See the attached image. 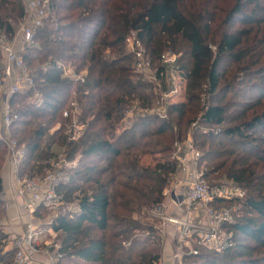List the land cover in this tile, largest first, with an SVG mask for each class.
<instances>
[{
  "label": "trees",
  "instance_id": "obj_1",
  "mask_svg": "<svg viewBox=\"0 0 264 264\" xmlns=\"http://www.w3.org/2000/svg\"><path fill=\"white\" fill-rule=\"evenodd\" d=\"M53 1L54 16L36 31L38 45L23 53L35 68L41 100L31 92L11 97L18 115L11 135L25 145L21 176L43 177L63 146L69 160L81 152L69 181L58 186L78 211L59 214L53 224L61 236L57 264H158L157 220L148 215L153 223H139L135 214L163 202L173 171L167 157L176 141H187L190 129L210 184V176L221 173L246 189L244 198L216 201L239 205L241 215L223 226L228 246L201 248L190 259L264 264V0ZM24 14V0H0V29L14 32ZM133 32L153 61L168 47L180 52V37L188 44V52L177 53L187 91L166 118L135 109L124 125L130 104L152 107L156 98L126 50ZM59 63L77 73L88 70L85 81L64 76ZM74 99L87 127L78 140L68 141L63 113ZM58 122L62 127L50 135ZM5 157L0 141V194ZM5 214L0 199V221ZM9 243V234L0 230V264H13Z\"/></svg>",
  "mask_w": 264,
  "mask_h": 264
},
{
  "label": "built area",
  "instance_id": "obj_2",
  "mask_svg": "<svg viewBox=\"0 0 264 264\" xmlns=\"http://www.w3.org/2000/svg\"><path fill=\"white\" fill-rule=\"evenodd\" d=\"M24 7V17L14 32H8L5 28L0 29V141L6 147L4 170L8 171L13 179L14 196L11 200L21 211L26 222V232L15 237L9 245L15 248L13 264H32L43 254L49 256L48 264H57L62 257L59 252L60 242L54 241L50 245L45 236L40 237L42 230L39 229L47 226L46 228L54 234L56 232L52 227L58 215L78 210V207L71 208L70 203L65 202L63 195L58 192V186L69 181V174L61 169H55L41 179L21 176L19 168L25 157V145H19L11 135V126L18 117L12 108L11 97L18 93L31 92L34 99L41 100V92L36 85L35 68L26 63L23 53L38 45L36 31L54 16L55 3L53 0H24ZM125 43L128 53L135 58V71L148 76L149 82L150 80L155 82L154 105L139 108V113L166 118L169 106L184 99L185 96V84L180 77L179 56L173 51L163 52L159 58L160 66L152 70V61L138 34L130 33ZM58 65L62 67L64 76L85 81L88 70L77 73L71 65L62 63ZM136 106L134 105L135 109ZM82 113V108L75 99L63 113L64 117L72 118L74 121L73 126L67 131L70 141L77 140L84 132L85 126L78 122V117ZM132 116H134L132 113H128V120ZM195 125L196 123L193 126ZM200 156L201 153L192 141L175 142L174 151L167 157L173 171L163 192L164 200L149 213L151 218L159 222L160 228L165 232L164 236L165 229L172 226L177 230L178 239L185 243L174 252L172 264H198L196 261L188 262L187 256L197 255L201 248L220 251L228 246V235L223 236V226L234 220L232 209L217 207L216 201L245 196L242 186L232 180L218 185L210 184L205 178L204 169L199 165ZM62 164L73 167L77 160L67 161L60 158L53 163L54 166ZM3 192L0 199L5 202L7 212L9 201L1 198ZM168 203L171 206L170 211ZM198 210L203 213V217L196 215ZM44 212L50 214L47 220H43ZM4 219L5 216L0 221V230L7 233ZM41 243H45L47 249H41ZM163 263L164 256L158 264Z\"/></svg>",
  "mask_w": 264,
  "mask_h": 264
},
{
  "label": "rangeland",
  "instance_id": "obj_3",
  "mask_svg": "<svg viewBox=\"0 0 264 264\" xmlns=\"http://www.w3.org/2000/svg\"><path fill=\"white\" fill-rule=\"evenodd\" d=\"M223 4H224V2H221V5L223 6ZM212 6V5H211ZM212 8V7H211ZM212 10H214V9H212ZM133 33H136V32H133ZM178 38V37H177ZM177 41H178V45L176 46V49L178 50V51H180V52H175V50H173L172 48H170V47H168V48H166L165 49V51L164 52H166V51H173L174 53H184V52H188L189 50H188V48H189V46H188V44H186L185 42H184V40L180 37V38H178L177 39ZM142 44H143V47H144V49H145V51H146V53H147V55L149 56V58H150V60L152 61V66H151V69L152 70H154L155 68H157V67H159L160 66V60H156V61H153L152 60V58L150 57V55H149V53L147 52V48H146V46H145V43H143V41H142ZM185 47H184V46ZM180 48V49H179ZM126 50H127V47H126ZM128 51V50H127ZM146 55V56H147ZM147 56V57H148ZM132 63H133V68H134V64H135V58H132ZM134 71H135V69H134ZM136 72V71H135ZM137 73V72H136ZM143 79H145V80H147L148 81V76H146V75H142V74H140V73H138ZM151 82V84L153 85V84H155V82L153 81V80H150ZM183 87H184V85H182V89H183ZM153 88H154V85H153ZM186 91H187V89H185L184 90V94L186 93ZM134 103H136V102H134ZM130 104V106L127 108L128 110L126 111V117H125V120H124V125L125 124H127V125H130V121H131V119H129L128 120V113H132V114H134V112H135V108H134V105L135 104ZM154 103H155V101H154ZM132 105V106H131ZM152 105H153V102H152ZM139 110V108H137L136 109V111H138ZM64 116V115H63ZM133 117V116H132ZM64 118H66V117H64ZM67 119V121H68V123H66V128H65V133H67V131H69V129L73 126V124H74V121H73V119L72 118H66ZM78 122L79 123H81V116L80 117H78ZM81 124H83L85 127H84V131H85V129H86V127H87V124H84V123H81ZM62 127V122H58L53 128H52V130L50 131V135L51 134H54V132L55 131H57V130H59L60 128ZM192 128V127H191ZM192 129H190V133H189V136L190 137H188V139L187 140H189V141H192L193 140V137H192ZM80 138V137H79ZM78 138V139H79ZM77 139V140H78ZM68 141H70L69 139H68ZM76 141V140H75ZM56 149L58 148L57 146L55 147ZM57 155H56V157L55 158H53L52 159V163H51V166L49 167V168H47L46 169V172H45V174H44V176L45 175H47L48 174V172H53L55 169H61V170H63L64 172H66V173H68L69 174V177L71 178V170L73 169V168H75L77 165H78V163H79V161L81 160V152H79L78 154H77V156L73 159V160H69L68 159V153H67V150H66V146H63V147H61V149H59L58 150V152L56 153ZM155 157H157L156 155L153 157L152 156V158L151 157H147L146 158V162H151L152 163V160H153V158H155ZM60 158H62V159H65V160H67V161H75V160H77V164L75 165V166H73V167H67L65 164H62V165H60V166H54L53 165V163H55L56 161H58ZM6 162V161H5ZM6 168V164L4 163V165H3V167H2V169H3V171H4V169ZM3 171H2V173H3ZM43 176V177H44ZM222 175H221V173L220 174H215V175H212V176H210V181H213V183L212 184H214V185H218V184H220V183H228V182H230L229 181V179H227L226 177H221ZM43 177H41V176H39V177H36V178H38V179H41V178H43ZM242 189H244V190H246L244 187H242ZM77 204L76 203H70V206H71V208H77L78 206H76ZM216 206L217 207H226V208H230V207H232L231 209H232V214H233V218L235 219V217H237V216H239V215H241V213L239 212V205L238 204H234V205H225V204H221V203H216ZM168 209H169V211H170V209H171V206H170V203H168ZM78 210H75L73 213H76ZM152 212V210H148V209H143V211L142 212H140V214L139 213H137V214H135V218L136 219H138L139 220V223H143L144 224V222H150V223H153V220L152 219H149V218H147V217H149L150 216V214L149 213H151ZM44 215H43V220H47L48 219V217L50 216V214L48 213V212H44L43 213ZM149 215V216H148ZM196 215H199V217H203V213L200 211V210H198L197 212H196ZM47 226H45V227H42L41 229H39V230H42V234L40 235V237H43V236H45V239L50 243V245H51V243L52 242H54V241H60L61 240V236L59 235V234H57V233H54V234H52L51 232H50V230L48 229V228H46ZM156 227H157V229H158V233L160 234V239H161V253H162V256H164V263L163 264H172V260H174V252L181 246V245H185V243H184V241H182V240H180V239H178V234H177V230L174 228V227H172V226H168L167 227V229H165V231H166V236H164V231H163V229H161L160 228V224H159V222L157 221L156 222ZM162 231H163V233H162ZM223 236H227L228 235V232L226 231V229L224 228L223 229ZM136 234H139V237H141V238H144V234H145V232H143V231H140V232H136ZM9 239H10V242H12L13 240H14V238L11 236V234H9ZM180 241V242H179ZM192 243H193V241H192ZM10 244V243H9ZM41 249H47V246H46V244L45 243H41ZM52 255H53V253H52ZM46 257H47V259H48V262L47 263H49V261H50V258H49V256L48 255H46ZM187 260H188V262H194V261H196V259L195 260H193V258L192 259H190V256H187Z\"/></svg>",
  "mask_w": 264,
  "mask_h": 264
},
{
  "label": "crops",
  "instance_id": "obj_4",
  "mask_svg": "<svg viewBox=\"0 0 264 264\" xmlns=\"http://www.w3.org/2000/svg\"><path fill=\"white\" fill-rule=\"evenodd\" d=\"M3 181H4V192L1 196L4 200L9 201V208L5 214L4 223L7 225V233L11 234L13 238L26 232L25 218L23 217L21 211L17 208L12 197L14 196V186L13 179L9 175L8 171H3ZM11 244V242H10ZM10 246V245H9ZM48 259L46 255L39 256L32 264H48Z\"/></svg>",
  "mask_w": 264,
  "mask_h": 264
}]
</instances>
